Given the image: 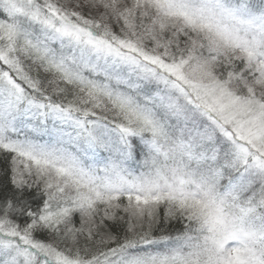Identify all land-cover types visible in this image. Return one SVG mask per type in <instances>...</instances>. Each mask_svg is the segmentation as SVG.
<instances>
[{"label": "snow or ice", "instance_id": "snow-or-ice-1", "mask_svg": "<svg viewBox=\"0 0 264 264\" xmlns=\"http://www.w3.org/2000/svg\"><path fill=\"white\" fill-rule=\"evenodd\" d=\"M0 264H264V0H0Z\"/></svg>", "mask_w": 264, "mask_h": 264}]
</instances>
